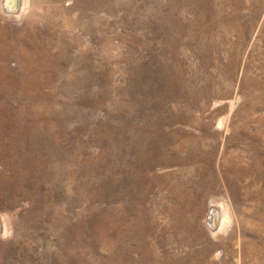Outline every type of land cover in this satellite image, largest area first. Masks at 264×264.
<instances>
[{
  "label": "rangeland",
  "instance_id": "374dc122",
  "mask_svg": "<svg viewBox=\"0 0 264 264\" xmlns=\"http://www.w3.org/2000/svg\"><path fill=\"white\" fill-rule=\"evenodd\" d=\"M20 1L0 264H264V0Z\"/></svg>",
  "mask_w": 264,
  "mask_h": 264
},
{
  "label": "bare ground",
  "instance_id": "6f19581e",
  "mask_svg": "<svg viewBox=\"0 0 264 264\" xmlns=\"http://www.w3.org/2000/svg\"><path fill=\"white\" fill-rule=\"evenodd\" d=\"M18 1H20V0H17V2H16V0H4V5H6L7 6V8H8V10L10 11L11 10V12H13L15 9H16V6H17V8H18ZM25 0H23V2H24ZM21 3H23L22 1H20ZM26 3V2H25ZM24 3V4H25ZM20 6V5H19ZM22 6V5H21ZM20 8H22V7H20ZM224 209V208H223ZM223 209H218L217 210V208L215 209V210H217V211H219V210H222V211H225V209L223 210ZM214 211V210H213ZM216 211V212H217ZM215 212V211H214ZM218 213V212H217ZM220 213V212H219ZM226 213V212H225ZM228 214V213H227ZM224 217H226V215H224V213L222 214ZM1 216V215H0ZM222 218V217H221ZM223 219V218H222ZM224 220H227V219H225L224 218ZM1 221V220H0ZM2 221H4V219L2 220ZM208 222H210V224L213 226V224L215 225V215H214V213H212V214H210V219L208 220ZM219 223V221L217 222V224ZM2 224V223H1ZM214 227V226H213Z\"/></svg>",
  "mask_w": 264,
  "mask_h": 264
}]
</instances>
